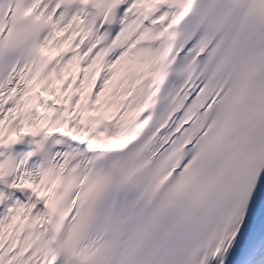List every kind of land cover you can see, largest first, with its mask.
<instances>
[{"label": "snow or ice", "instance_id": "1", "mask_svg": "<svg viewBox=\"0 0 264 264\" xmlns=\"http://www.w3.org/2000/svg\"><path fill=\"white\" fill-rule=\"evenodd\" d=\"M0 264H264V0H0Z\"/></svg>", "mask_w": 264, "mask_h": 264}]
</instances>
